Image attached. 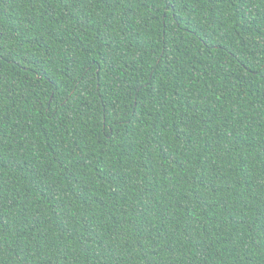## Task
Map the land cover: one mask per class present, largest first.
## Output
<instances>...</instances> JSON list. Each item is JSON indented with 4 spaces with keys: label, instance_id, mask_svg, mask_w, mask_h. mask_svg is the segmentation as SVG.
I'll list each match as a JSON object with an SVG mask.
<instances>
[{
    "label": "trees",
    "instance_id": "1",
    "mask_svg": "<svg viewBox=\"0 0 264 264\" xmlns=\"http://www.w3.org/2000/svg\"><path fill=\"white\" fill-rule=\"evenodd\" d=\"M0 264H264V0H0Z\"/></svg>",
    "mask_w": 264,
    "mask_h": 264
}]
</instances>
